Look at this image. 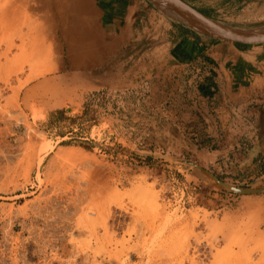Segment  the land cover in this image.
Listing matches in <instances>:
<instances>
[{"label":"rangeland","instance_id":"obj_1","mask_svg":"<svg viewBox=\"0 0 264 264\" xmlns=\"http://www.w3.org/2000/svg\"><path fill=\"white\" fill-rule=\"evenodd\" d=\"M48 1L0 0V264H264V181L251 187L264 160L245 171L234 162L258 139L246 111L262 100L216 101L206 61L171 69L167 35L195 28L151 0H140V50L123 67L84 71L68 13ZM185 1L218 23L264 29V0ZM217 107L229 132L216 133ZM216 157L248 192L217 202L216 187L203 188L198 168L216 176Z\"/></svg>","mask_w":264,"mask_h":264},{"label":"crops","instance_id":"obj_2","mask_svg":"<svg viewBox=\"0 0 264 264\" xmlns=\"http://www.w3.org/2000/svg\"><path fill=\"white\" fill-rule=\"evenodd\" d=\"M48 2L55 15L57 12L60 14L61 10L68 13L67 30L71 32L70 35L76 36L73 41H69V50H73L74 44L77 55L74 65L86 68L84 71L103 69L108 71L110 66L121 64L123 67L125 54L131 53V49L134 52L140 50L141 36L144 35L137 26L140 25V17L145 12L140 0H49ZM182 28L188 30L186 27ZM151 32L154 36H151ZM151 32L147 36L150 43L158 39L155 37L158 36L155 31ZM167 36L170 39L168 41L173 43L168 45L170 49L167 51L172 62L171 69L184 70L187 67L198 66L204 61L213 66L216 70V79H214L216 101H228L235 107L245 105L244 108L248 109L251 104L248 105L249 100L253 102L262 100L259 110L250 108L246 111L251 110L248 115L255 117L254 130L258 133V139L253 142L254 146L248 154L234 160L238 163V167L240 166L239 170L251 167L259 157L264 156V50L241 51L237 49L238 45L231 43H222V41L214 43L211 39L205 38L196 40L192 35L176 28ZM239 61L244 70L239 67ZM95 76L91 79H98ZM99 78L105 79V76ZM216 109V114L222 115L217 116L220 121H216V133L221 128L229 132L230 112L220 107ZM231 143L226 140L220 143L218 148L226 152L232 146ZM224 163L226 161L218 160L216 157V176L206 173L207 171L200 167L196 178L203 184V188L207 185L216 187L217 202H220V196L225 193L241 195L248 192V190L239 189L232 176L228 175L229 173L224 174L217 170L220 164ZM198 164L197 167L200 166ZM262 181L264 178H258L251 187L253 189L259 187L258 184Z\"/></svg>","mask_w":264,"mask_h":264},{"label":"water","instance_id":"obj_3","mask_svg":"<svg viewBox=\"0 0 264 264\" xmlns=\"http://www.w3.org/2000/svg\"><path fill=\"white\" fill-rule=\"evenodd\" d=\"M160 1L164 5L172 8L195 29L185 26L186 28L193 30L209 39L239 45L264 44V29L243 30L218 23L200 13L198 10L183 0Z\"/></svg>","mask_w":264,"mask_h":264},{"label":"bare ground","instance_id":"obj_4","mask_svg":"<svg viewBox=\"0 0 264 264\" xmlns=\"http://www.w3.org/2000/svg\"><path fill=\"white\" fill-rule=\"evenodd\" d=\"M153 3H154V6L156 5V7L159 9V10H162V11H164V13H166V15H168L169 17H171V18H173V19H175V20H183V21H186L185 19H183L180 15H178L172 8H170V7H168V6H166V5H164L160 0H151ZM257 5V4H256ZM258 6V5H257ZM188 24V23H187ZM233 24H235V23H233ZM237 24V23H236ZM190 25V24H189ZM72 56V55H71ZM77 56V55H76ZM74 60H76V59H74ZM71 62V61H70ZM75 62V61H74ZM72 66V65H71ZM52 68H50L49 70H44V71H46V73L47 72H51L52 73V71L53 70H51ZM51 70V71H50ZM39 163H40V161H39ZM102 211V210H101ZM83 214V213H82ZM84 219H85V217H84ZM88 220V219H87ZM86 223V222H85Z\"/></svg>","mask_w":264,"mask_h":264},{"label":"trees","instance_id":"obj_5","mask_svg":"<svg viewBox=\"0 0 264 264\" xmlns=\"http://www.w3.org/2000/svg\"><path fill=\"white\" fill-rule=\"evenodd\" d=\"M200 13H202V12H200ZM203 14V13H202ZM174 27L176 28V29H180V30H182L183 32H186V33H188L189 35H192V36H196L192 31H189V30H186V29H183L181 26H179V25H174ZM198 37L196 36L195 37V39H197ZM91 82V80L88 82V83H90ZM251 149V147H248V150H250ZM247 150V151H248ZM240 152L242 153V152H244V148H242L241 150H240ZM239 155H240V153H239ZM244 155V154H243ZM243 155L240 157L239 156V159H241L242 157H243ZM231 157L233 156V155H230ZM230 157V158H231ZM259 158H261L262 160H264L262 157H259ZM192 160H193V158H192ZM258 178H260V176H257L255 179L257 180Z\"/></svg>","mask_w":264,"mask_h":264}]
</instances>
